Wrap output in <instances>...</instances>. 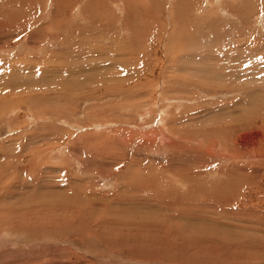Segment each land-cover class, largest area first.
I'll return each mask as SVG.
<instances>
[{"label":"rangeland","instance_id":"1","mask_svg":"<svg viewBox=\"0 0 264 264\" xmlns=\"http://www.w3.org/2000/svg\"><path fill=\"white\" fill-rule=\"evenodd\" d=\"M96 256L264 264V0H0V264Z\"/></svg>","mask_w":264,"mask_h":264},{"label":"bare ground","instance_id":"2","mask_svg":"<svg viewBox=\"0 0 264 264\" xmlns=\"http://www.w3.org/2000/svg\"><path fill=\"white\" fill-rule=\"evenodd\" d=\"M160 135H162V134H160ZM160 138H161V136H159ZM159 140H161V139H159ZM162 141H163V139H162ZM150 142V141H149ZM148 142V143H149ZM162 143H164V141L162 142ZM137 171H138V169H137ZM139 171H141L140 169H139ZM138 171V172H139ZM134 172V171H133ZM158 172V171H157ZM199 172V171H198ZM201 172V171H200ZM135 173V172H134ZM137 173V172H136ZM191 173V172H190ZM139 174V173H138ZM135 175V174H134ZM159 175V174H158ZM178 175H180V174H178ZM181 175L184 177V173L182 174L181 173ZM186 176V175H185ZM137 177V176H136ZM135 176L133 177V179L134 178H136ZM139 177V176H138ZM181 177V176H180ZM192 177V176H191ZM141 178V177H140ZM156 178V177H155ZM199 178H200V176H199ZM142 179V178H141ZM144 179V178H143ZM149 179V178H148ZM147 179V180H148ZM198 179V178H197ZM137 180V179H136ZM136 180H134V181H136ZM146 180V181H147ZM181 180H183V179H181ZM191 180V179H190ZM205 180V179H204ZM225 180V179H224ZM227 180V179H226ZM225 180V181H226ZM249 180V179H248ZM137 181H139V179L137 180ZM141 181V180H140ZM139 181V182H140ZM150 181V180H149ZM246 181V180H245ZM250 181H252V180H250ZM142 182V181H141ZM143 182H145V181H143ZM138 183V182H137ZM148 183V182H147ZM146 183V184H147ZM165 183H166V181H165ZM172 183V182H171ZM202 183V182H201ZM248 183V182H247ZM150 184V183H149ZM149 184H147L145 187L147 188V186H149ZM153 183H151L150 185H152ZM184 184V183H183ZM188 184V183H187ZM186 184V186H188ZM192 184V183H191ZM251 184V183H250ZM128 185V184H127ZM132 185H133V183H132ZM154 185V184H153ZM158 185V184H157ZM180 185V184H179ZM190 185V184H189ZM196 185V184H195ZM222 185V184H221ZM140 186H141V184H140ZM139 186V187H140ZM143 186V185H142ZM181 186H182V183H181ZM127 187V186H126ZM154 188H156L155 186H153ZM195 187V186H194ZM194 187H193V189H194ZM150 188V187H149ZM152 188V187H151ZM189 188V187H188ZM190 188H192V186H190ZM196 188V187H195ZM220 188V187H219ZM127 189V188H126ZM125 189V190H126ZM133 189V188H132ZM140 189V188H139ZM175 189H176V187H175ZM192 189V190H193ZM131 190V189H130ZM152 190H154V189H151V191ZM156 190V189H155ZM164 190V189H163ZM217 190V189H216ZM222 190H224V189H222ZM147 191V190H146ZM149 191V190H148ZM172 192H174L173 190H171ZM201 191V190H200ZM221 191V190H220ZM227 191V190H226ZM130 192V191H129ZM128 192V193H129ZM132 192V191H131ZM145 192V191H144ZM160 192V191H159ZM166 192H168V191H166ZM169 192H170V190H169ZM176 192H178V191H176ZM190 192H192V191H190ZM236 192V191H235ZM234 192V193H235ZM145 194V193H144ZM148 194H150V193H148ZM155 194V193H154ZM153 194V195H154ZM163 194V193H162ZM170 194V193H169ZM211 194H215L214 192L213 193H211ZM96 195V194H95ZM180 195V194H179ZM166 196V195H165ZM177 196H178V194H177ZM177 196H175L176 198H177ZM181 196V195H180ZM192 196V195H191ZM194 196V195H193ZM224 196V195H223ZM139 197H141L140 195H139ZM148 197V196H147ZM147 197H145V198H147ZM155 197H157V196H155ZM179 197V196H178ZM211 197V196H210ZM135 198V197H134ZM150 198V197H149ZM180 198V197H179ZM206 198H207V196H206ZM99 199V198H98ZM119 199V198H118ZM126 199V198H125ZM159 199H160V197H159ZM164 199V198H163ZM129 200V199H128ZM130 200H132V199H130ZM180 201H181V199H179ZM182 200H183V198H182ZM122 201V200H121ZM137 201V200H136ZM152 201V200H151ZM157 201V200H156ZM155 201V202H156ZM161 201V200H160ZM159 201V202H160ZM178 201V200H177ZM131 202V201H130ZM154 202V201H153ZM166 202H168V201H166ZM126 204L125 205H127V203L128 202H125ZM135 203V202H134ZM138 203V202H137ZM148 203H149V201H148ZM161 203H163V202H161ZM114 204V203H113ZM122 204V203H121ZM124 204V203H123ZM129 204H133V202L132 203H129ZM140 204V203H139ZM138 204V205H139ZM150 204H152V203H150ZM157 204V203H156ZM166 204V203H165ZM173 204V203H172ZM178 204V203H177ZM153 205V204H152ZM168 205V204H167ZM181 205V204H180ZM185 205H186V203H185ZM184 205V206H185ZM188 205V204H187ZM186 205V206H187ZM123 206V205H122ZM131 206V205H130ZM133 206V205H132ZM145 206H147L148 207V205H145ZM169 206V205H168ZM175 206V205H174ZM178 205H176V207H177ZM182 206V205H181ZM141 207V206H140ZM160 207V206H159ZM163 207V206H162ZM136 208V207H135ZM164 208H165V206H164ZM163 208V209H164ZM132 209V208H131ZM137 209H139V208H137ZM160 210H161V208H160ZM159 210V211H160ZM166 210H167V208H166ZM171 210H172V208H171ZM162 211V210H161ZM178 211H179V209H178ZM184 211V210H183ZM146 212V211H145ZM172 212V211H171ZM176 213V209H175V211L173 210V212L172 213ZM142 213V212H141ZM166 213V215H167V212H165L164 211V214ZM163 214V215H164ZM168 214H170V213H168ZM177 214H179V212L177 213ZM159 215H160V213H159ZM168 216V215H167ZM166 216V217H167ZM174 216H176V215H174ZM174 216H172V218L174 217ZM179 216V215H178ZM182 218L184 217V215H182L181 216ZM170 219V217L167 219V220H169ZM186 219V218H185ZM202 219V218H201ZM207 218H205V220H206ZM175 220V219H174ZM179 220V219H178ZM204 220V219H203ZM209 220V219H208ZM207 220V221H208ZM172 221V220H171ZM130 223V222H129ZM129 225V224H128ZM134 225V224H133ZM154 225V224H153ZM158 226V225H157ZM157 228V227H156ZM125 239L133 246V249H131V248H129L130 250L129 251H131L132 252V255H134V256H137V257H141V258H149L150 256V253H149V255L147 254L148 252H145L143 249H139L138 247L139 246H137V245H135L136 243L134 242L136 239H133V238H129V237H125ZM190 239V238H189ZM203 239V238H202ZM90 240V239H89ZM170 240V239H169ZM181 240H182V243L184 244V246L185 245H187L188 244V241L185 239V238H181ZM198 240V239H197ZM146 241V243H147V245H148V243L152 246L151 248L152 249H155V251H156V249H158V250H162L163 252L161 253V254H163L164 252H165V254H166V256L167 257H169V258H171V259H173V260H175V261H181L182 260V258L183 257H181V256H179V255H175V254H173L172 253V251H170V250H166V249H168V248H166L165 246H163V241H162V239L161 238H159V239H154V240H149V239H146V240H143V243ZM200 241V240H199ZM219 243V242H218ZM89 244H90V241H89ZM221 244V243H220ZM75 246H77V248L79 247L78 245H75ZM125 246H127V244L125 243V242H121V241H119L117 244H116V247H125ZM180 246V245H179ZM218 247H220V248H222V249H224V250H228V248L227 247H229L228 245H222V246H219V245H217ZM165 247V248H164ZM75 248V247H74ZM80 248V247H79ZM88 248V247H87ZM127 248V247H126ZM92 250H93V248H92ZM43 251V250H42ZM182 252V251H181ZM229 252H231V249H230V251ZM46 253V252H45ZM157 253V252H156ZM26 256V255H25ZM165 256V255H164ZM94 257V256H93ZM92 257V258H93ZM160 257V256H159ZM140 258V259H141ZM162 258H163V256H162ZM166 258V257H165ZM181 258V259H180ZM26 259V258H25ZM30 259V258H29ZM55 259V258H54ZM95 259V261L93 260V262L91 261V262H89V264H100L101 262H102V257H95L94 258ZM185 259V258H184ZM187 259V258H186ZM186 259L185 260H183V262L184 263H186L187 261H186ZM166 260H168V259H166ZM194 260V259H193ZM29 261V260H28ZM43 261V260H42ZM168 261H172V260H168ZM186 261V262H185ZM216 261V260H215ZM30 262V261H29ZM124 262V261H123ZM197 261H192L191 262V264H197L196 263ZM2 263V262H1ZM130 263H132V262H130ZM200 264V263H199Z\"/></svg>","mask_w":264,"mask_h":264}]
</instances>
